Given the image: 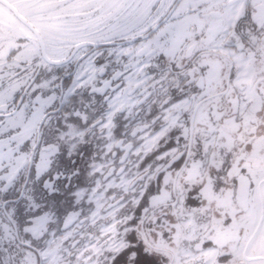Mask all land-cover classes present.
<instances>
[{
	"label": "snow or ice",
	"instance_id": "snow-or-ice-1",
	"mask_svg": "<svg viewBox=\"0 0 264 264\" xmlns=\"http://www.w3.org/2000/svg\"><path fill=\"white\" fill-rule=\"evenodd\" d=\"M0 264H264V0H0Z\"/></svg>",
	"mask_w": 264,
	"mask_h": 264
}]
</instances>
